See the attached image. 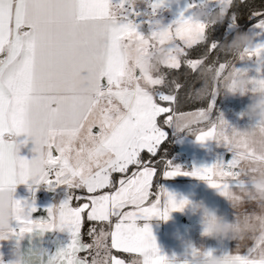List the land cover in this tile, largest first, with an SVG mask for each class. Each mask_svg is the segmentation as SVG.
<instances>
[{"label": "snow or ice", "instance_id": "6c2138e0", "mask_svg": "<svg viewBox=\"0 0 264 264\" xmlns=\"http://www.w3.org/2000/svg\"><path fill=\"white\" fill-rule=\"evenodd\" d=\"M167 2L153 0V13ZM131 3L0 0V192L14 193L18 184L30 181V188L62 185L67 193L47 210L50 219L45 222L31 219L37 210L33 203L14 198L10 205L0 199V215L11 211L21 235L69 231L71 242L45 255L46 264H171L160 254L150 226H137L138 220L167 219L169 211L182 210L183 202L177 204L172 193L154 185V178L191 175L218 187L209 179L208 167L187 172L158 158L166 129H178L179 122L199 128L200 143L213 135L208 131L211 104L175 117L163 104L178 102L174 93L181 84L169 79L172 70L186 66L200 72L216 63L218 74L225 70L227 63H209L220 47L211 38L216 23L195 21L190 4L171 24L157 22L143 35L128 19L126 5ZM201 3L209 15L222 11V19L235 20L238 13L232 10L249 0ZM250 14L260 18L257 27L264 29V10ZM194 46L202 47V58H189ZM158 49L165 53L163 62L153 60ZM215 94L213 85L207 98ZM22 135L25 140L19 139ZM28 139L34 145L31 159L19 155ZM221 161L226 169L233 163ZM114 174L121 178L115 180ZM75 190H86V198L74 195ZM73 199L86 202L74 207ZM86 210L89 221L111 226L109 232L101 230L93 244L81 243ZM93 248L91 260L78 256L82 251L91 255ZM251 256L249 248L236 259L249 264Z\"/></svg>", "mask_w": 264, "mask_h": 264}, {"label": "crops", "instance_id": "0c3cea01", "mask_svg": "<svg viewBox=\"0 0 264 264\" xmlns=\"http://www.w3.org/2000/svg\"><path fill=\"white\" fill-rule=\"evenodd\" d=\"M153 0H132V3L126 5L127 9H130L128 13V19L137 26V30L143 35L150 34V31L158 22L161 26H167L177 19L181 12L189 10V5L193 3L192 0H176V2H168L164 7L158 9L153 13L151 8ZM229 28L228 33H232L236 30V24ZM246 33L254 37L255 44H264V29L257 27V23L252 25ZM235 67L246 68L250 70L251 75H256L257 71L264 74V59L258 60L256 57H251L245 60H238L235 62ZM226 70L217 74L220 77V81L223 80V76L226 75ZM217 87V84L216 86ZM249 103L248 96L230 95V94H215L210 98L209 104L213 106L211 112L212 127L208 128V131L214 133V124L217 119L223 116L230 124L246 127L248 121L246 118H241L240 113L245 109ZM184 112L191 113L196 112ZM181 113H173L172 115L178 116ZM173 139H174V153L171 158L166 159L174 166H179L182 170L191 172L195 168L208 167L210 169L208 175L212 183L218 185V187H212L208 181L199 179L191 175H180L174 178H166L161 174L159 180L154 178V184L163 187L166 191L172 193L177 200L181 197H187L193 201H201L207 204L209 207L215 208L218 214L225 216L231 220L234 217V210L228 200L230 191H238L240 187L241 179H247L246 176L239 175L240 169L234 163L231 165V171H225V166L221 159L225 162L227 155L232 153L227 148L217 145L214 141L209 139L205 143H200L196 139L199 128L186 126L184 128L175 129L169 127ZM20 140H25V136H21ZM33 144L28 139L26 144H22L20 147L19 155L31 159ZM54 154H56L54 152ZM226 163V162H225ZM217 165L223 166V174L217 172ZM129 172L127 175H130ZM121 174H114V179L119 180ZM157 180V183H156ZM18 184L13 193V198L21 202L31 203L33 194L29 187V184ZM41 185V184H40ZM39 185V186H40ZM38 186V187H39ZM65 186L52 187V191L48 194L51 197L57 198L58 205L66 198ZM39 190V189H38ZM155 190V189H154ZM105 191H108L106 189ZM40 192V191H39ZM39 192L37 191L36 196ZM40 195V194H39ZM56 195H58L56 197ZM74 195L83 196L86 198V190H75ZM41 196V195H40ZM84 200L73 199L72 206H80ZM254 207V206H250ZM87 211L82 214V227H81V243L93 244L100 231H111V226L107 222H96L92 231L93 237L91 243H85L83 240V225L87 219ZM37 212V211H36ZM34 212V214L36 213ZM31 215V219L35 221ZM47 216L49 214L47 212ZM89 221V220H88ZM115 218H113V223ZM13 221V226H15ZM148 224L152 230V234L155 238L156 245L160 251V254L172 258L178 257L180 260H184L186 264H198V258L193 251H188L189 246L199 247L206 256H215L219 260V264H239L236 257L242 253H246L251 248L250 242L245 241L239 244L235 242H226L220 244L215 240L203 238L201 236V230L199 226V216L190 213L188 210L173 211L167 220H160L157 217H152L148 220H138L137 226L143 227L144 224ZM71 242V234L67 229L59 230L54 229L47 232L39 240L33 241L34 246H37L47 252L48 255H54L58 248L67 246ZM110 244V237L108 238ZM23 248L29 246L27 238L22 242ZM89 252L82 251L78 253L80 257H87L89 260L95 255L96 249L93 248ZM102 252V250H101ZM115 254V250H113ZM0 253L3 254L5 261L12 256V243L7 241H0ZM122 258H127L128 254H120ZM249 264H259V262L253 258V252Z\"/></svg>", "mask_w": 264, "mask_h": 264}, {"label": "clouds", "instance_id": "9594fccd", "mask_svg": "<svg viewBox=\"0 0 264 264\" xmlns=\"http://www.w3.org/2000/svg\"><path fill=\"white\" fill-rule=\"evenodd\" d=\"M176 2V0H171ZM194 19L206 24L218 23L222 20V11L209 15L206 11L207 5L201 0H193ZM254 43V37L248 33H237L230 41L221 45V51L229 56L226 65L227 74L223 80L218 78L221 70L212 67L201 69L202 86L196 90L194 95L199 100H206L208 92L213 83H217L216 94H230L248 96L249 103L240 113L241 118H246L248 125L239 127L230 124L223 116L219 117L214 124V133L211 140L217 145L225 147L232 153L233 162L240 169L239 175L246 176L241 179L238 191H230L228 200L234 210L233 219L218 214L215 208L209 207L201 201H193L187 197L176 198L177 204L183 202L181 211L188 210L199 216L201 236L206 239L215 240L220 244L235 242L236 244L248 241L253 252V258L259 264H264V74L257 71L251 75L246 68L235 67V62L256 57L264 59V48H259ZM165 53L158 49L153 58L154 62H163ZM154 66V65H153ZM223 70V72L225 71ZM186 127L183 122L178 123V129ZM217 172L223 174V166L217 165ZM0 199L6 205H10L13 193L9 190L0 192ZM254 206V207H250ZM173 211H169L168 218ZM160 220L162 216L157 217ZM15 215L6 210L0 215V241L12 243V256L7 261L0 253V264H46L44 256L47 255L43 249L34 246L33 241L39 240L46 233L41 234L33 230L19 232V225ZM27 238L29 246L25 249L22 242ZM188 251H193L198 258V264H219L215 256H206L199 247L189 246ZM171 264H186L178 257L169 258Z\"/></svg>", "mask_w": 264, "mask_h": 264}, {"label": "trees", "instance_id": "16d2710c", "mask_svg": "<svg viewBox=\"0 0 264 264\" xmlns=\"http://www.w3.org/2000/svg\"><path fill=\"white\" fill-rule=\"evenodd\" d=\"M236 2L239 3V0H236ZM253 10H264V0H249L248 4L232 10L238 13V16L235 18V20H233L232 18H224L213 26L211 31V38L219 42L220 47L215 53H213V55L209 59L210 64L213 61L228 63L230 57L226 56L221 51V45L224 42L230 41L237 33H246L248 28L258 22L260 18L252 16L250 14V12ZM232 22L236 24L237 28L234 32L228 33L229 26ZM189 51V58H202L200 57V53L202 51L201 46H194V48ZM215 66L218 68V63H216ZM220 77L221 76L218 77L219 80ZM169 79L178 80L181 84V87L178 89V91L174 93L178 96V102L173 103L171 105L163 104V106H170L173 109V112L171 114L199 110L200 108L209 104L210 99L208 98L206 100H199L194 98V93L202 86L203 83L199 71L193 72L186 66H182L180 70H172V74ZM216 84L217 83L215 82L213 83V85L215 86ZM163 90L166 93L168 92L167 88ZM174 146V139L168 127L166 129V140L161 146L158 158H163L165 160L171 158L174 153ZM160 176L161 175L157 177V180H159ZM94 226L95 223H92L88 220L84 222L82 233L83 240L85 243H91L93 237L92 231L94 229Z\"/></svg>", "mask_w": 264, "mask_h": 264}, {"label": "rangeland", "instance_id": "374dc122", "mask_svg": "<svg viewBox=\"0 0 264 264\" xmlns=\"http://www.w3.org/2000/svg\"><path fill=\"white\" fill-rule=\"evenodd\" d=\"M193 1V0H192ZM235 25V23L234 22H232L231 24H230V26H229V28H233L232 26H234ZM96 130H98V129H93V131L94 132H96ZM44 186H45V190L44 191H41V192H39V190H38V186H35L32 190H31V192H32V194H33V197H32V199H31V203H33V205H34V207L37 209L36 211H38V210H40V209H42V210H45L46 212H48L47 210L50 208V207H52V206H54L56 203H57V198H55V197H51V196H49V192L50 191H52L53 189H52V186L50 187V186H48V185H46V184H43ZM65 188V187H64ZM37 191L39 192V194L41 195H39L38 194V196H36V193H37ZM58 195H56V197H57ZM35 211V212H36ZM33 214H34V212H32L31 213V215L33 216Z\"/></svg>", "mask_w": 264, "mask_h": 264}, {"label": "water", "instance_id": "95a60500", "mask_svg": "<svg viewBox=\"0 0 264 264\" xmlns=\"http://www.w3.org/2000/svg\"><path fill=\"white\" fill-rule=\"evenodd\" d=\"M96 132H98V130H96ZM233 160V156H231V155H227V157H226V163L228 162V161H230V160ZM234 163V162H233ZM232 163V164H233ZM231 164V165H232ZM225 171H228V172H230L231 171V166H230V168H228V169H226L225 168ZM52 187H56V185H52ZM34 219L35 220H39V221H41V222H45V221H48L49 220V218H48V216H47V212L45 211V210H42V209H40V210H38L35 214H34Z\"/></svg>", "mask_w": 264, "mask_h": 264}, {"label": "built area", "instance_id": "2783aa9c", "mask_svg": "<svg viewBox=\"0 0 264 264\" xmlns=\"http://www.w3.org/2000/svg\"><path fill=\"white\" fill-rule=\"evenodd\" d=\"M39 191H44L45 190V186L43 184H41L39 187H38Z\"/></svg>", "mask_w": 264, "mask_h": 264}]
</instances>
